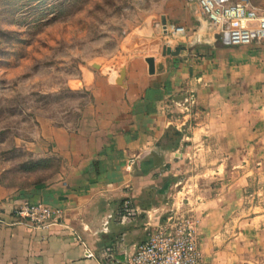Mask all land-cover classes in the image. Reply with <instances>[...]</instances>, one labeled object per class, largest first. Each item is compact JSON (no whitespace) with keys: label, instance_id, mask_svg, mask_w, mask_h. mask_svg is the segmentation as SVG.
Returning a JSON list of instances; mask_svg holds the SVG:
<instances>
[{"label":"crops","instance_id":"1","mask_svg":"<svg viewBox=\"0 0 264 264\" xmlns=\"http://www.w3.org/2000/svg\"><path fill=\"white\" fill-rule=\"evenodd\" d=\"M161 1L120 68L101 64L74 80L85 100L76 120L39 125L26 145L31 159H56L55 173L22 188L0 185V264H129L182 207L199 221L204 264H264V43L227 46L196 2ZM176 26L185 37L168 47L179 54L163 56ZM191 91L188 126L174 102ZM185 180L191 189L180 188ZM20 198L59 208L60 222L20 223L12 212Z\"/></svg>","mask_w":264,"mask_h":264},{"label":"rangeland","instance_id":"2","mask_svg":"<svg viewBox=\"0 0 264 264\" xmlns=\"http://www.w3.org/2000/svg\"><path fill=\"white\" fill-rule=\"evenodd\" d=\"M58 1L22 9L0 1V30L19 38L14 41L0 36V50L7 51L0 54V185L8 188L38 179L31 174L21 177L14 169L31 159L25 147L39 125L61 126L76 120L77 109L85 100L73 90L79 87L72 88L74 80L85 71L96 70L95 65L114 61L120 68L135 51L136 34L150 30L149 18L158 14L162 3L72 0L58 15V8L48 10ZM253 2L264 9V0ZM152 41L159 43L158 39ZM126 44L130 46L124 49ZM194 183L185 180L180 188L191 189ZM257 198L249 199L252 206L259 202ZM259 199L264 206V197Z\"/></svg>","mask_w":264,"mask_h":264},{"label":"built area","instance_id":"3","mask_svg":"<svg viewBox=\"0 0 264 264\" xmlns=\"http://www.w3.org/2000/svg\"><path fill=\"white\" fill-rule=\"evenodd\" d=\"M188 1L198 4L202 15L223 44L236 47L264 43V9L257 7L253 0ZM184 37L185 29L182 26L172 27L166 45L170 46L172 39ZM174 105L181 116L180 120L189 118L190 126L196 108L194 93L188 92ZM186 205L190 206L189 203ZM123 209L129 212L130 201L124 202ZM12 212L20 223L36 229L58 224L63 215L59 208L26 198L17 199L13 203ZM198 232L199 221L193 209L182 207L136 247L129 264H204ZM84 254L86 258H94L88 250Z\"/></svg>","mask_w":264,"mask_h":264},{"label":"trees","instance_id":"4","mask_svg":"<svg viewBox=\"0 0 264 264\" xmlns=\"http://www.w3.org/2000/svg\"><path fill=\"white\" fill-rule=\"evenodd\" d=\"M0 1H3V2H6L7 5L9 7L11 6H20V9L22 8H25V7H28V6H32V4H44L47 0H0ZM72 0H60L58 2H56L54 5H50L48 7V10H52L51 8H58L59 9V13L58 15H60L64 10H66L68 8V4H70ZM43 6V5H41ZM51 12V11H50ZM0 36H3V37H7L9 40H14V41H19V38L15 36L14 33H8V32H4L2 30H0ZM0 54L1 55H6L7 54V51L5 50H0ZM53 168V171L51 172V174H47V175H44L45 174V171L49 170V169H52ZM58 168V162L56 159L54 158H45V159H29V160H26L22 163H20L16 169V171L20 172V176H25V177H29L30 174L31 175H34V177L37 176L38 179L36 180H33L31 182H28L26 183L24 186L26 185H29L30 183H40L42 181H44L47 177H51L56 169ZM42 176H47L46 178L44 179H41ZM6 187V185H3ZM24 186H18V188H22Z\"/></svg>","mask_w":264,"mask_h":264},{"label":"water","instance_id":"5","mask_svg":"<svg viewBox=\"0 0 264 264\" xmlns=\"http://www.w3.org/2000/svg\"><path fill=\"white\" fill-rule=\"evenodd\" d=\"M162 24H163V30L166 32V25L164 19H162ZM179 54V49L176 51H173L170 47L164 46L162 49V55L163 56H177ZM145 62L147 63L148 66V74L153 75L155 73V60L152 57L146 58ZM95 69H98V66H94ZM125 76V68H121L119 71V80L116 82L117 84H121Z\"/></svg>","mask_w":264,"mask_h":264}]
</instances>
